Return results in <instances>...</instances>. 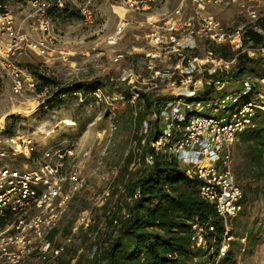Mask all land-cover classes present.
I'll use <instances>...</instances> for the list:
<instances>
[{
	"label": "built area",
	"instance_id": "obj_1",
	"mask_svg": "<svg viewBox=\"0 0 264 264\" xmlns=\"http://www.w3.org/2000/svg\"><path fill=\"white\" fill-rule=\"evenodd\" d=\"M64 1L57 0V5L62 8ZM145 1L126 0V4L138 9L139 3H143L142 9H146ZM224 1L236 4L250 23L248 27L263 33L256 22L264 17V0H189L193 6V15L189 18L182 19L178 8L173 16L147 18L151 31L145 35L149 46L143 51L145 72L140 74L124 67L118 76L119 83L129 89V97L120 94L119 100L128 99L134 103L143 92L157 93L152 99L150 115L139 127L138 135L143 136L140 143L145 145L153 122L158 124V135L150 143L151 153L144 156V166H153L157 157L185 166L189 176L201 181L200 197L214 207L222 220L224 231L220 247L207 264H222L225 260L234 239L231 220L243 209V190L233 171V146L238 134L253 126L255 114L264 113V76L258 79L259 89L249 77H243L239 80L238 92H221L208 97L201 92L203 85L210 82L215 91L230 83L238 54L254 57L264 53V48L252 49L245 45V24L226 28L214 14L203 12V6L219 5ZM29 5L33 18L40 22V35H35L36 30L30 26L29 30L22 31L11 10L0 0V63L11 78L15 94L24 90L34 92L36 87L35 78L26 79L20 59L29 52L46 57L53 45L51 23L46 16L51 2L29 0ZM81 14L86 20L91 19V11L86 7L81 8ZM115 37L116 34L109 37L110 44L115 43ZM201 40L212 47L199 51ZM213 46L229 48L232 58L220 57ZM122 57L117 54L114 62ZM203 78L205 82L200 81ZM223 112L229 114L221 115ZM4 127L0 121V160L7 155L1 146ZM7 142L13 155H28L34 149V142L28 137L11 136ZM134 144L136 146V141ZM65 151L73 155L71 149ZM139 155L136 154L129 168L135 170L141 165ZM51 156L46 151L44 157L48 161L31 173L0 166V264H61L67 244L73 242L81 230L89 229L92 210L102 207L111 197L108 187L95 199L89 211L78 214L63 242L49 240L48 235L58 226L75 191L85 185L79 182L76 171L63 173L60 161L53 164ZM57 157L63 159L61 154ZM138 196L139 190H135L133 198ZM213 230L210 222L192 224V246L204 249L205 234ZM98 251L99 247H94L92 258Z\"/></svg>",
	"mask_w": 264,
	"mask_h": 264
},
{
	"label": "rangeland",
	"instance_id": "obj_2",
	"mask_svg": "<svg viewBox=\"0 0 264 264\" xmlns=\"http://www.w3.org/2000/svg\"><path fill=\"white\" fill-rule=\"evenodd\" d=\"M3 2L11 10L22 31L33 27L35 35L41 34L40 22L33 18L29 0ZM145 2L146 9H142L143 3H139L138 9L129 7L126 0H65L64 5L68 7L66 11L54 12L50 6L48 15L45 14L51 23L50 36L53 38L49 55L43 57L36 52H29L20 59V65L27 73L26 79L34 78L25 68L27 64H34L42 74L55 80L58 85L55 83L42 91L24 90L15 94L11 88V78L0 63V121L5 126L1 146L7 151V155L0 160V166L7 165L20 172L31 173L48 161L44 153L49 151L53 164L60 161L63 173L76 171L79 182H85L83 188L75 191L59 221L58 233L61 236L57 235L55 241L63 242L65 230L76 221L78 214L84 210L89 211L95 199L108 187L111 191L106 205L92 210L90 229L81 230L74 241L67 244L68 250L63 259L65 264H92L94 247L101 248L113 230L106 213L110 209H123L125 198L122 187L141 166L133 170L126 165L125 160L139 136L135 113L143 110L144 103L140 97L134 103L128 99H118L120 94L129 97V89L118 81L119 70L130 67L137 73L145 72L143 51L149 48L145 40V35L151 31L147 24L149 16L166 18L173 16L177 8L181 11L182 19L193 15V6L189 0ZM84 7L91 11L89 20L81 14V8ZM118 8L124 9L123 16ZM204 9L207 12H203L216 15L226 28L244 24L243 28H247L250 24L236 4L224 1L219 6L210 5ZM115 34V43L110 44L108 39ZM207 47L212 45L204 40L199 42V51ZM213 47L218 51L221 49V46ZM119 53L123 55L122 59L114 62ZM256 56H262L264 62V53L260 52ZM254 70V73L247 72V75L259 89L261 84L258 75L264 69L255 66ZM240 79L233 75L229 84L220 91L213 88L209 96H217L221 92H238ZM105 80L112 84H106ZM200 81L205 82V79ZM83 84L89 85L92 91L86 95L72 92L67 97H56L60 88L73 90ZM143 94L151 99L157 96L155 92ZM228 114L223 112L221 115ZM11 136L32 139L33 151L28 155H13L7 142ZM67 149L73 151L72 156L66 153ZM238 153L240 150L235 148L234 164ZM58 154L63 159L58 158ZM245 183L248 189L243 209L230 227L234 237L230 255L222 264H264V192L257 190L255 182ZM211 252H204L201 257L194 258L193 262L208 260Z\"/></svg>",
	"mask_w": 264,
	"mask_h": 264
},
{
	"label": "trees",
	"instance_id": "obj_3",
	"mask_svg": "<svg viewBox=\"0 0 264 264\" xmlns=\"http://www.w3.org/2000/svg\"><path fill=\"white\" fill-rule=\"evenodd\" d=\"M48 1L52 4L50 10L53 12L66 11L68 8L66 4L60 8L57 0ZM256 25L263 33L257 32L252 26L245 28L244 43L248 48L261 50L264 48V17L259 19ZM220 48L218 51L213 47L220 57L232 58L233 53L229 48L225 46ZM255 66L260 70L264 69L262 56L249 57L247 53L238 54L237 64L231 75L249 77L247 72L254 73ZM25 68L35 78L36 92L55 83L58 85L55 80L42 74L34 64H27ZM263 76L264 72L258 75V79ZM105 83L112 84L109 80H105ZM89 89V85L84 84L73 90L60 88L56 97L61 95L67 97L72 92L86 95L92 91ZM212 90L210 82L203 90L204 96L208 97ZM140 98L143 99L144 107L135 113V125L138 128L150 115L153 104V100L143 93L140 94ZM152 126L150 134L145 137V145L140 143L143 136L136 137V146L127 155L126 165L130 166L136 154H140L141 166L135 171L134 177L122 187L125 198L123 209H110L106 213L113 230L105 244L93 256L92 264H207L220 247L224 226L214 207L200 197L201 181L189 176L185 166L168 158L157 157L153 166H144V156L151 153L150 143L158 135L157 122H153ZM235 148L239 149L240 153L237 154L234 164ZM233 171L236 181L243 190L242 204L248 189L245 182H255L257 190L264 192V113L258 111L253 119V126L238 134L233 146ZM135 190H139L136 199L133 198ZM196 222L200 224L210 222L214 230L205 234L206 247L204 249L196 247L193 252L192 224ZM73 224H70L62 237L70 234ZM57 235L61 236V233H58V226L50 232L48 239L56 242ZM210 250L212 254L208 260L193 262L194 258L201 257L204 252ZM229 255L228 251L225 259ZM61 261V264H65L64 260Z\"/></svg>",
	"mask_w": 264,
	"mask_h": 264
},
{
	"label": "crops",
	"instance_id": "obj_4",
	"mask_svg": "<svg viewBox=\"0 0 264 264\" xmlns=\"http://www.w3.org/2000/svg\"><path fill=\"white\" fill-rule=\"evenodd\" d=\"M215 5V4H214ZM207 6H210V5H207ZM206 5L205 6H203L202 8H203V11H206L207 12V10H205L204 8L205 7H207ZM211 6H213V5H211ZM219 6V5H218ZM216 10V9H215ZM216 16V15H215ZM217 17V16H216ZM218 18V17H217ZM15 22H16V24L17 25H19V27H20V24L18 23V21L15 19ZM228 28V27H227ZM231 29V28H230ZM205 89V88H204ZM89 235V234H88ZM64 259V256L62 257V260Z\"/></svg>",
	"mask_w": 264,
	"mask_h": 264
},
{
	"label": "bare ground",
	"instance_id": "obj_5",
	"mask_svg": "<svg viewBox=\"0 0 264 264\" xmlns=\"http://www.w3.org/2000/svg\"><path fill=\"white\" fill-rule=\"evenodd\" d=\"M118 11H119L120 15L123 16V11H124V9H123V8H121V9L118 8ZM124 25H125V24H124ZM121 26H122V25H120V28H121Z\"/></svg>",
	"mask_w": 264,
	"mask_h": 264
}]
</instances>
